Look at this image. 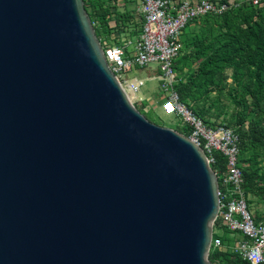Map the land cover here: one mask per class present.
Returning a JSON list of instances; mask_svg holds the SVG:
<instances>
[{"label":"water","instance_id":"water-1","mask_svg":"<svg viewBox=\"0 0 264 264\" xmlns=\"http://www.w3.org/2000/svg\"><path fill=\"white\" fill-rule=\"evenodd\" d=\"M218 179L148 120L83 0H0V264H211Z\"/></svg>","mask_w":264,"mask_h":264},{"label":"trees","instance_id":"trees-1","mask_svg":"<svg viewBox=\"0 0 264 264\" xmlns=\"http://www.w3.org/2000/svg\"><path fill=\"white\" fill-rule=\"evenodd\" d=\"M83 2L98 38L109 37L126 17L110 0ZM113 19L115 26H111ZM181 42L182 52L174 65L179 75L174 85L179 100L209 125L219 122L234 128L239 137L244 189L247 196L252 194L264 199V0L259 5L242 1L221 14H206L192 20L183 29ZM211 91H215L216 96L225 92L235 105L226 122L218 121L221 110L209 111L210 107L217 106V101L210 96ZM207 99L210 101L208 110L204 108ZM143 114L154 121L150 114ZM206 114L215 120L210 122ZM177 131L186 135L189 128L179 125ZM213 155L212 169L222 172L225 157L217 151ZM220 181L218 177V184ZM255 218L258 220L259 216ZM229 233L224 228L219 235L224 244L231 242ZM208 258L212 263L218 260L249 264L239 255L218 248H211Z\"/></svg>","mask_w":264,"mask_h":264},{"label":"built area","instance_id":"built-area-1","mask_svg":"<svg viewBox=\"0 0 264 264\" xmlns=\"http://www.w3.org/2000/svg\"><path fill=\"white\" fill-rule=\"evenodd\" d=\"M123 1L110 0V4L119 10ZM138 2L136 12L143 22L135 39L113 37V33L110 37L98 38L107 64L136 108L143 101L137 93L145 84V80H157L164 93L160 101L162 114L174 115L178 125L189 128L185 136L202 149L210 167L215 163V151L225 157V170L220 172L212 169L221 181L218 184V211L212 222L209 251L211 248L229 250L249 264H264V216L257 220L248 208L244 175L239 162L238 134L234 128L222 123L209 125L204 122L179 100L174 89V85L179 81L174 65L182 52L181 34L185 26L206 14H221L239 3L220 0ZM243 2L261 4V0ZM138 68L154 69L156 74L147 79L136 76L126 78ZM224 228L230 232L229 244H224L219 236ZM214 233L218 236H214ZM210 263L230 264L218 260Z\"/></svg>","mask_w":264,"mask_h":264},{"label":"rangeland","instance_id":"rangeland-1","mask_svg":"<svg viewBox=\"0 0 264 264\" xmlns=\"http://www.w3.org/2000/svg\"><path fill=\"white\" fill-rule=\"evenodd\" d=\"M235 2L240 3V1ZM131 17L132 16L128 14L125 18L123 17L121 21H124L128 28L133 29L131 33H136L139 31L140 22L134 20ZM192 27H194V25H192ZM155 74L156 71H154V69L151 70L150 68H138L135 70V72H132L129 76H126V78L136 76L138 78L147 79L148 77H151ZM228 81L230 82L231 79ZM137 94L148 98V100L144 101L142 105H137V109L140 112L150 114L153 117V123H156L160 126L169 127L174 130L178 129L179 125L176 121L177 118L174 117V115H163L161 112L160 99L163 97L164 93L163 90L159 88L157 80H145V84L140 88ZM210 96L214 98V101H217V106L210 107V101L207 99L204 103V108L208 110L210 107V112H215L217 109L221 110L222 115L218 118V121L226 122L230 114L233 112L235 105L232 103L230 98H228L225 92L219 96H216L215 91H211ZM206 118L210 122L215 120V118L209 114H206ZM262 169L264 170V163H262ZM248 200V208L255 216L264 214V199L262 197L250 194L248 195Z\"/></svg>","mask_w":264,"mask_h":264},{"label":"crops","instance_id":"crops-1","mask_svg":"<svg viewBox=\"0 0 264 264\" xmlns=\"http://www.w3.org/2000/svg\"><path fill=\"white\" fill-rule=\"evenodd\" d=\"M229 1H240L241 2L243 0H229ZM138 4H139L138 0H124L122 2V4L120 5L119 10H117V11L119 13L123 14L124 16H127L129 14L132 16L131 18L139 21L140 22L139 31L136 33H131V31H133V29L128 28L126 26L125 22L120 20L119 27L112 32L113 34L111 33L112 34L111 36H113V37L117 36L118 38L135 39L139 35V33L141 31V25H142L143 20H142L141 16L136 12V8H137ZM115 23L116 22L113 19L111 21V26H115ZM137 96L143 99L142 103L144 101L148 100L147 97H144L142 95L137 94ZM160 101H161V99H160ZM142 103H141V105H142ZM263 216H264V214H261L259 216V218H262Z\"/></svg>","mask_w":264,"mask_h":264}]
</instances>
